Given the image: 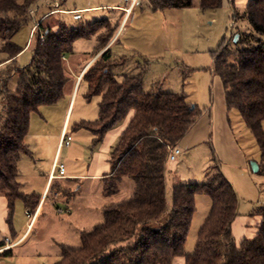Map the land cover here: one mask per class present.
Returning a JSON list of instances; mask_svg holds the SVG:
<instances>
[{"label": "trees", "instance_id": "trees-1", "mask_svg": "<svg viewBox=\"0 0 264 264\" xmlns=\"http://www.w3.org/2000/svg\"><path fill=\"white\" fill-rule=\"evenodd\" d=\"M147 1L151 9L161 11L218 9L224 0ZM34 2L0 0V52L7 55L5 62H14L25 50L13 38ZM232 10L235 17H241L235 7ZM241 15L253 31L239 33L238 50H230L223 40L212 54L213 71L222 81L227 106L239 111L253 133L261 153L259 172L264 173V0H250ZM107 22L73 29L60 25L58 30L53 25L43 28L41 22L35 31L38 38L30 64L16 69L17 90L8 88L13 69L0 74V194L8 199L11 212L18 199L31 213L41 201L40 195L26 194L18 182L19 160L30 153L26 137L31 115L65 96L71 82L66 59L77 40L98 35L103 26L108 34L99 36L95 53L110 43L114 28ZM98 23L105 24L97 27ZM116 64L108 48L84 72L86 99H100L99 117L82 121L74 129L90 130L97 145L110 129L130 117L111 150V169L103 178L105 198L124 197L107 205L102 220L81 232L78 245L62 244L56 264H173L182 256L186 264H264V204L253 213L262 218L259 233L237 242L232 225L239 216L240 200L218 166L211 169L205 183L176 185L171 202L167 198L169 151L192 129L201 114L198 106L181 93L146 92L142 73L117 79L113 74ZM200 194L211 198L212 208L200 228L195 250L187 253L196 196Z\"/></svg>", "mask_w": 264, "mask_h": 264}, {"label": "rangeland", "instance_id": "rangeland-1", "mask_svg": "<svg viewBox=\"0 0 264 264\" xmlns=\"http://www.w3.org/2000/svg\"><path fill=\"white\" fill-rule=\"evenodd\" d=\"M123 1L35 0L25 22L13 38V41L21 47H26L27 44L28 46L14 62L9 61L10 63L5 62L7 55L0 52V70H2L0 74L13 69V76L8 83L9 90L16 91L18 88L19 78L16 69L24 68L32 60V47L38 38L35 32L38 24L43 22V28H46L47 25L57 26L64 23L69 29H73L108 19L111 22L109 23L110 27L117 30L124 13L115 7L92 8L87 12L70 13L68 10L95 5H124ZM126 9L129 10L130 7L127 5L125 8L127 21L120 31L117 30V32L119 31L118 41L111 49L112 58L117 62V66L113 68L115 77L142 73L146 92L163 91L184 94L187 96L188 102L198 106L201 113L190 133L179 144L182 154L176 161L168 159L166 163V190L169 202H171L174 186L203 184L211 169L218 166L238 194L241 211L253 207V212L256 211L264 204V173H255L252 168L253 163L261 162L260 149L239 111L227 106L222 81L213 71L212 54L220 47L223 40H227V47L230 50H238L241 48V44L237 40L239 33L253 31L248 19L241 15L244 13L243 9L237 10L241 17H235L227 0L224 1L222 7L208 10L191 7L154 11L147 3L140 2L129 18L132 9L130 12H127ZM56 10H60L58 14L51 12ZM50 14H53L52 17H47ZM103 24L105 23H98L97 27ZM98 29H102L101 34H98L101 37L108 34L107 27L102 26ZM116 34H113L112 39L116 37ZM43 39L44 37L41 38V40ZM98 44L97 35L90 39L77 40L66 64H83L95 52ZM94 57L93 61L96 59ZM118 63H120L119 66ZM98 101L99 99L96 97L91 102H87L85 115L91 121L98 118ZM62 105L63 101H60L53 107H48L55 108L57 110L55 114H50L47 111L48 108L43 109L41 114L47 121L58 126L63 121L60 118ZM128 118L117 124L118 129L116 130H119ZM73 123L71 120L68 130L70 135L73 133ZM107 134L104 143L97 144L98 152L100 150L106 152L109 149L113 135L107 137ZM117 140L118 138L115 140L116 143ZM88 149L89 152L92 150L91 145ZM62 157V150H60L58 153L59 164L64 163ZM56 174L58 175L59 172L57 171ZM79 185L81 189L74 194L76 200L81 208H91L88 209L91 212H94L93 206L115 203L124 197L123 194H120L104 198L102 196L103 182L85 180ZM54 202H58L62 206L64 213L55 212L51 216L52 221L44 219L41 221L40 225L44 226V234L55 235L54 239L57 242L63 241L70 245H78L79 236L71 234L64 238L59 234L60 230L64 232L66 224L69 225L70 222L76 220L74 219L77 213L76 202L71 204L70 213L72 212V214L66 212L68 208L62 205L66 204L64 193H61L60 199ZM52 206L50 203L46 207V214L49 213L47 211ZM211 208L212 200L209 196L205 194L196 196V212L186 243L187 253H192L195 250L200 228L207 219ZM92 219H94L92 223H97V214ZM91 225L86 223L83 227L89 229ZM72 226V228L78 227L75 222L72 223Z\"/></svg>", "mask_w": 264, "mask_h": 264}, {"label": "crops", "instance_id": "crops-1", "mask_svg": "<svg viewBox=\"0 0 264 264\" xmlns=\"http://www.w3.org/2000/svg\"><path fill=\"white\" fill-rule=\"evenodd\" d=\"M227 1L229 2L230 9L235 7L237 10L243 9V11H245L250 0ZM140 2H145L148 4L146 0H138L134 8L130 12L128 18L131 14L134 13L136 6ZM100 7H115L124 13L122 22L121 24H119L120 28H117V30L119 29L120 31L125 21H127V17L125 15V8H127L126 2L124 3V5H95L91 7H76L68 11L70 13L76 11L87 12L88 9ZM59 11L60 10L51 12H55L54 14H58ZM52 15L53 14H50L47 17H52ZM105 20L111 23L110 20ZM61 24L66 26L64 23ZM57 26L54 25L53 28L59 29L60 24ZM117 30L114 29V33H117L116 37H113L114 39H112L110 43L103 47L102 51L97 55H94L96 54L95 50V52L90 55L83 64L78 63L67 65V72L71 79V82L69 87L66 89L65 96L60 100L63 101V105L60 111V118H62L63 120L61 124L56 126L55 123L52 124L51 122L47 121L41 114L43 109L53 107L54 104L42 106L40 107L39 111L31 115L29 131L26 137V143L28 144L30 153L27 155H23L19 160L18 182L22 185V190L26 194L40 195L41 201L35 212L31 213L27 211L25 203L22 200L18 199L14 203V207L11 212L8 199L4 195L0 194V249L5 246L4 243L1 242V240L4 238H9L12 244V247L7 249L9 250V252H0V264H56L60 260V246L62 244H70L63 241H55V235H48L47 233L44 234V226L40 225V223L43 219L52 221L51 216H53L55 212L59 214L64 213V210H62V206H60L58 202H54L60 199L61 193H64L66 196V204H62L63 207L68 208L66 212L70 213V210L72 208L71 204H74L75 202V208L77 210L76 216L74 218L76 220H74L73 222H75L78 227L75 226L74 228H72L73 222H70L69 225L66 224V227L63 229L64 232H62V230L59 231V234L64 236V238H67L72 234L79 236L78 238L80 241L81 232L91 229L96 224L92 223L94 222V219H92V217H95V215L97 214V220L99 222L102 220L103 210L110 203L102 204L98 207L93 206L92 208L94 212H91V210H88L91 208L83 207V209L79 206V203L77 202L76 196L74 194L81 189V186L79 184L84 183L85 180L97 181L99 183L103 182V178L110 172L109 170L111 169L110 153L116 143L115 140L116 138H119L121 133L128 125L130 117L127 121H125V124H123V126L119 128V130H116L118 128L115 126V128L113 127L107 132L108 134L106 133L107 137H109V135H113V138L109 145V149L106 152L101 150L98 152V146L93 144L95 136L90 130H75L74 127L82 121H91L87 117V115H85L87 102L89 103L91 101H87L86 99L88 85L87 82L82 79V76L87 68L93 63L94 56V58L97 59L103 51L107 50L108 48L112 49V46L118 41L117 36L119 34V31L117 32ZM99 34H101V32ZM99 36L100 35H97V38L100 43L101 36ZM27 46L28 44L26 45V47ZM6 63L10 62L8 61ZM119 64L120 63H118V66ZM122 76L123 75H121V77L119 78H116L120 80ZM82 88L83 91L81 92ZM60 101H58L56 104H58ZM48 109L49 110L47 111L50 114H55L57 112L55 108ZM71 120H73L74 122L72 126V135L68 134ZM65 134H67V136L70 138L71 143H69L68 145H61L62 136ZM104 138L105 136L101 141L103 143ZM90 145L92 150H90L89 152L88 148ZM60 150H62V158L64 162L62 164L65 166V174L59 173L57 175L55 173V176L51 177V170L53 168V165L55 164V162H58L59 164L58 153ZM50 203L53 206L49 209L47 208V213H49L46 214L45 209ZM253 208L241 211L239 202V216L236 218L232 225L233 235L237 242H240L245 237L253 238L259 233V227L261 225L262 218L259 215H253ZM70 214H72V212ZM86 223L92 224L89 229L83 227ZM30 239L32 240L30 241ZM173 264H186L185 257H177L174 260Z\"/></svg>", "mask_w": 264, "mask_h": 264}, {"label": "built area", "instance_id": "built-area-1", "mask_svg": "<svg viewBox=\"0 0 264 264\" xmlns=\"http://www.w3.org/2000/svg\"><path fill=\"white\" fill-rule=\"evenodd\" d=\"M124 1L126 2V5L130 7V9L129 10L126 9V11L130 12L132 7L137 3L138 0H124ZM69 143H70V138L66 134L63 135L61 139V145H68ZM181 154H182V150L179 147V145H177L170 149L168 158L170 161H176ZM57 170L59 171L60 174H65V166L63 164H58V162H55L51 170V177L55 176ZM1 242H3L5 246H3V248L0 249V252L5 251L12 247L9 238H4L1 240Z\"/></svg>", "mask_w": 264, "mask_h": 264}, {"label": "water", "instance_id": "water-1", "mask_svg": "<svg viewBox=\"0 0 264 264\" xmlns=\"http://www.w3.org/2000/svg\"><path fill=\"white\" fill-rule=\"evenodd\" d=\"M252 168H253V171L255 173L259 172V164L258 163H253Z\"/></svg>", "mask_w": 264, "mask_h": 264}]
</instances>
